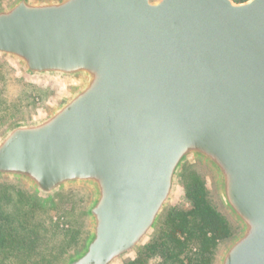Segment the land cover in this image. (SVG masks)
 Segmentation results:
<instances>
[{"label": "water", "instance_id": "1", "mask_svg": "<svg viewBox=\"0 0 264 264\" xmlns=\"http://www.w3.org/2000/svg\"><path fill=\"white\" fill-rule=\"evenodd\" d=\"M0 56L70 84L0 133V179L87 195L63 264L137 253L189 165L233 226L215 264H264V0H15Z\"/></svg>", "mask_w": 264, "mask_h": 264}, {"label": "trees", "instance_id": "2", "mask_svg": "<svg viewBox=\"0 0 264 264\" xmlns=\"http://www.w3.org/2000/svg\"><path fill=\"white\" fill-rule=\"evenodd\" d=\"M183 185L190 205L171 207L151 240L125 264H148L151 258L150 264H211L218 244L232 236L233 226L213 203L200 172L188 170ZM43 201L26 187L0 182V218L4 219L0 223V264H35L42 255L39 246L43 237L39 238L38 230L43 227L33 219L43 215L49 220L46 224L51 221L50 205ZM49 225L51 241L55 234ZM192 245L195 248L188 252Z\"/></svg>", "mask_w": 264, "mask_h": 264}, {"label": "rangeland", "instance_id": "3", "mask_svg": "<svg viewBox=\"0 0 264 264\" xmlns=\"http://www.w3.org/2000/svg\"><path fill=\"white\" fill-rule=\"evenodd\" d=\"M13 1L15 0H0V7H5ZM22 70L23 69L16 61L0 56V133L4 131L10 123L16 120L37 117L45 113L59 102L70 90V84L67 81L58 78L31 77ZM190 169L200 172L205 180L210 198L221 212L214 185L208 171L200 165H189L184 169L181 175V181L179 182V187L175 196L163 212L152 235L143 246L154 236L165 213L171 207L184 209L190 205L189 200L186 198L183 185L184 174ZM192 177L190 178L192 179ZM0 182H7L25 187L21 183L10 179H0ZM43 202L46 203L47 206L50 205L48 213L50 214L51 221L46 224L45 221L49 220L45 219L43 215L37 219H33L34 224L38 223L41 228L43 227L42 230H38L40 235L39 238L43 237L39 246L41 252L38 251L39 254L41 253L42 255L40 254L41 256L36 258L35 264H63L67 258L76 253L83 244L87 232V220L84 216V206L87 202V195L81 189L70 188L58 194L54 199L45 200ZM3 220V218H0V223ZM49 223H51L55 234L51 241H49L51 237L48 232ZM15 224L17 225L19 222ZM224 241L219 243L216 247L212 255L211 264H215L217 255L225 244ZM194 248L195 246H190L188 252H191ZM137 253L115 264H125L135 257ZM52 255L54 256L52 257ZM151 259L152 260L149 261L148 264H150L154 258ZM20 262H22V260L18 261V263Z\"/></svg>", "mask_w": 264, "mask_h": 264}]
</instances>
